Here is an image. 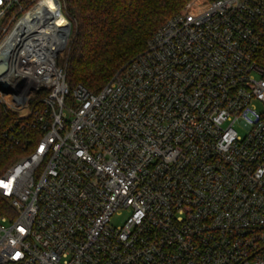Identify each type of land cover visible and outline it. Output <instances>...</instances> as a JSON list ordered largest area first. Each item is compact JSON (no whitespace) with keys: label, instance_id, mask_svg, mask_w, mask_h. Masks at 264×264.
I'll list each match as a JSON object with an SVG mask.
<instances>
[{"label":"built area","instance_id":"built-area-1","mask_svg":"<svg viewBox=\"0 0 264 264\" xmlns=\"http://www.w3.org/2000/svg\"><path fill=\"white\" fill-rule=\"evenodd\" d=\"M64 8L0 0V264H264V0H190L98 93Z\"/></svg>","mask_w":264,"mask_h":264},{"label":"trees","instance_id":"trees-1","mask_svg":"<svg viewBox=\"0 0 264 264\" xmlns=\"http://www.w3.org/2000/svg\"><path fill=\"white\" fill-rule=\"evenodd\" d=\"M189 1L64 0V12L72 23L63 65L69 88L82 85L100 92ZM15 118L0 104V138Z\"/></svg>","mask_w":264,"mask_h":264},{"label":"rangeland","instance_id":"rangeland-1","mask_svg":"<svg viewBox=\"0 0 264 264\" xmlns=\"http://www.w3.org/2000/svg\"><path fill=\"white\" fill-rule=\"evenodd\" d=\"M66 55V54H65ZM65 58V56H64ZM59 63L61 66L64 65V60L63 59H60L59 60ZM129 216V212L127 210H123V211H119L114 219H113V225L116 226V227H120L123 225L124 221L126 220V218Z\"/></svg>","mask_w":264,"mask_h":264},{"label":"water","instance_id":"water-1","mask_svg":"<svg viewBox=\"0 0 264 264\" xmlns=\"http://www.w3.org/2000/svg\"><path fill=\"white\" fill-rule=\"evenodd\" d=\"M9 53L6 51L0 54V77L6 74L8 69Z\"/></svg>","mask_w":264,"mask_h":264},{"label":"bare ground","instance_id":"bare-ground-1","mask_svg":"<svg viewBox=\"0 0 264 264\" xmlns=\"http://www.w3.org/2000/svg\"><path fill=\"white\" fill-rule=\"evenodd\" d=\"M48 3H49V5H51V6H50V7H51L50 9H52V11H53L51 14H52V15H55V16H54V17H55V22H54V24H57V25H60V26L63 25V22L65 21L64 16L59 15V14L57 13V9H58V8H57V7L54 8V6L52 5V3L50 4V2H48V1H47V2L45 1V2H44L45 5H46V4L48 5ZM41 14H42V13H39V14L36 13L37 16H39V15H41ZM60 26H59V27H60Z\"/></svg>","mask_w":264,"mask_h":264}]
</instances>
